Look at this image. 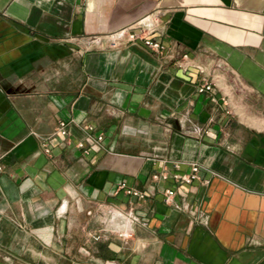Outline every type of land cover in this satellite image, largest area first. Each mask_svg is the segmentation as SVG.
I'll return each instance as SVG.
<instances>
[{
  "label": "crops",
  "instance_id": "obj_1",
  "mask_svg": "<svg viewBox=\"0 0 264 264\" xmlns=\"http://www.w3.org/2000/svg\"><path fill=\"white\" fill-rule=\"evenodd\" d=\"M0 264H264V0H0Z\"/></svg>",
  "mask_w": 264,
  "mask_h": 264
},
{
  "label": "built area",
  "instance_id": "obj_2",
  "mask_svg": "<svg viewBox=\"0 0 264 264\" xmlns=\"http://www.w3.org/2000/svg\"><path fill=\"white\" fill-rule=\"evenodd\" d=\"M158 24H159V16L157 14H154L153 12H150L145 14L137 21L133 22L128 26L121 27L117 30L105 34L93 35L91 37V41L95 44H103V42H107L111 47H118L124 40H129L132 42L141 40L151 50L162 51L165 49V45L162 42L151 37L152 32H154L157 29ZM179 65L183 69H187L190 65H195L201 73H204L206 70V67L203 64L192 63L187 53L183 54L182 59L179 60ZM197 88L199 92L210 91L213 89V84L212 82L209 81H203L201 84L198 85ZM68 124H69L68 120H60L57 126V132L62 135H66L68 133ZM90 128H92V126H90ZM103 139H104L103 133L88 135V140H90L91 142L101 143ZM79 145L81 147H84L83 142L79 143ZM44 149L47 152H50L51 148L47 143H44ZM180 164H181L180 162H176L175 167H180ZM199 171H200L199 163L190 162L189 172L183 175L175 173L173 176L175 179L184 180L185 182L190 183L193 180L200 178ZM163 177L166 176L163 175ZM121 187L125 188V191L129 194H133L139 197L145 196L144 191L127 187L125 183H122ZM174 194H175V190L166 189L165 201L170 202Z\"/></svg>",
  "mask_w": 264,
  "mask_h": 264
}]
</instances>
